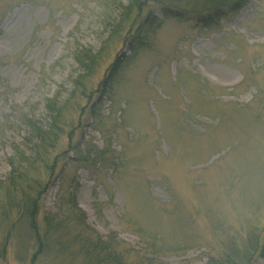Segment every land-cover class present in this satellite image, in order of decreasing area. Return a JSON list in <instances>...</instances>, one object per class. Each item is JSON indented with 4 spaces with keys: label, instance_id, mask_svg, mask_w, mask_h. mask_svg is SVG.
Segmentation results:
<instances>
[{
    "label": "rangeland",
    "instance_id": "374dc122",
    "mask_svg": "<svg viewBox=\"0 0 264 264\" xmlns=\"http://www.w3.org/2000/svg\"><path fill=\"white\" fill-rule=\"evenodd\" d=\"M131 2L0 0V264H264V0Z\"/></svg>",
    "mask_w": 264,
    "mask_h": 264
},
{
    "label": "trees",
    "instance_id": "16d2710c",
    "mask_svg": "<svg viewBox=\"0 0 264 264\" xmlns=\"http://www.w3.org/2000/svg\"><path fill=\"white\" fill-rule=\"evenodd\" d=\"M181 0H175V2L174 3H176V2H180ZM146 2L148 3V2H153V3H157V4H159V5H161V4H163V2H162V0H132V2H131V5L130 6H128V9H131V7H136V8H141V7H143L145 4H146ZM212 3L214 4V6L216 7V9H218V8H222V6L224 5V2H222V0H212ZM211 3V4H212ZM171 6H175V5H172L171 4ZM213 6V7H214ZM125 13H127L128 14V12H125ZM127 14H125V15H127ZM129 15V14H128ZM123 16V15H122ZM124 18H127V17H124ZM114 69H116V65H114L113 66V68H112V72L114 71ZM111 76H112V74L110 73V75H109V77L107 78V80H105L106 82H104V85H103V89H104V93H105V91H106V89L109 87V85H110V80H112L111 79ZM106 95V94H105ZM52 133V132H51ZM27 134V133H26ZM40 139L43 141V143L45 144V142L46 141H52L51 139H48V136H47V134H45V133H41L40 134ZM23 141L26 143L27 142V136L26 137H24V139H23ZM50 143V142H49ZM81 215H84L83 214V212L81 213ZM97 243H101L100 241H98Z\"/></svg>",
    "mask_w": 264,
    "mask_h": 264
}]
</instances>
